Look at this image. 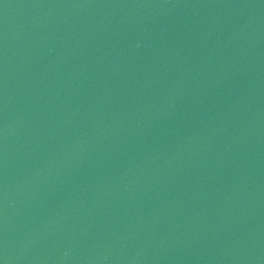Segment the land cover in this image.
<instances>
[{
	"label": "water",
	"instance_id": "water-1",
	"mask_svg": "<svg viewBox=\"0 0 264 264\" xmlns=\"http://www.w3.org/2000/svg\"><path fill=\"white\" fill-rule=\"evenodd\" d=\"M2 264H264V0H0Z\"/></svg>",
	"mask_w": 264,
	"mask_h": 264
},
{
	"label": "snow or ice",
	"instance_id": "snow-or-ice-1",
	"mask_svg": "<svg viewBox=\"0 0 264 264\" xmlns=\"http://www.w3.org/2000/svg\"><path fill=\"white\" fill-rule=\"evenodd\" d=\"M0 264H2V262H0Z\"/></svg>",
	"mask_w": 264,
	"mask_h": 264
}]
</instances>
